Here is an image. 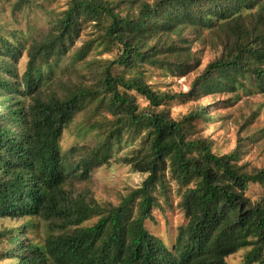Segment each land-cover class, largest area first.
Segmentation results:
<instances>
[{
  "label": "trees",
  "instance_id": "trees-1",
  "mask_svg": "<svg viewBox=\"0 0 264 264\" xmlns=\"http://www.w3.org/2000/svg\"><path fill=\"white\" fill-rule=\"evenodd\" d=\"M4 1L14 21L44 6L0 0V218L25 220L0 232V264H230L242 250L243 264H264V168L248 172L239 150L218 155L194 137V123L210 120L205 108L169 110L215 94L264 95V0H69L30 38L10 28ZM191 30L211 32L215 58L189 92L155 91L145 65L179 76L201 66ZM95 50L114 57L91 61ZM80 114L76 129L91 142L63 151ZM114 161L146 175L119 203L76 190ZM175 208L184 223L155 233L156 212ZM37 221L40 242L27 235Z\"/></svg>",
  "mask_w": 264,
  "mask_h": 264
},
{
  "label": "rangeland",
  "instance_id": "rangeland-1",
  "mask_svg": "<svg viewBox=\"0 0 264 264\" xmlns=\"http://www.w3.org/2000/svg\"><path fill=\"white\" fill-rule=\"evenodd\" d=\"M69 0H49L43 2V7L34 9L17 17L14 21L10 16V5L3 2V16L11 29H18L26 38L38 37L46 33L53 25L56 16L67 9ZM91 28L85 30L76 46L79 47L84 40L91 37ZM191 30L188 36L191 38V48L201 57L202 64L197 69L185 76L171 74L166 69L156 68L145 65L142 71H145L144 77L147 83L158 92L169 93H187L192 83L202 74L205 67L216 56V48L212 45V34L209 30L196 36ZM115 53V52H114ZM114 57L113 53H103L99 55L96 50L93 51L89 58L91 61H99ZM27 57L20 62V70H25ZM231 94H215L199 98H191L183 104H176L169 108L173 118L184 116L199 108H205L209 113L210 120L198 119L194 123V137L209 140L213 146V152L218 155L229 154L234 150H239L241 159L239 165H243L248 172H254L264 168V95L255 94L251 96H242L235 100ZM231 102V103H229ZM141 107L148 104L144 99H139ZM251 124H247L252 120ZM83 114H80L69 130L66 131L62 141L61 148L68 151L71 147L83 146L91 142L89 138H82L76 127L83 120ZM124 153V152H123ZM121 153V155H123ZM117 154L115 158H118ZM146 175L133 173L130 167L113 162L109 166H104L96 170L91 178L85 182H77L76 190H84L89 196H92L98 202H112L117 204L129 189L141 185ZM262 188L258 185L252 186L250 196L253 200L260 198ZM178 198H175V202ZM157 224H151L150 227L160 236L167 237L173 235L179 225L184 223L182 213L175 208L170 209L163 214L156 212ZM25 220H12L9 218H0V232L12 230L21 227ZM37 227H33L28 232V237L34 242H40L46 236V229L42 223L36 222ZM245 250L239 251L227 259L230 264H243ZM1 264H8L2 262Z\"/></svg>",
  "mask_w": 264,
  "mask_h": 264
}]
</instances>
